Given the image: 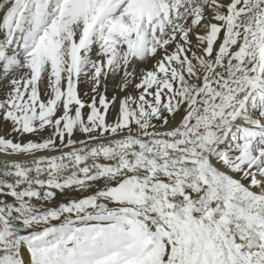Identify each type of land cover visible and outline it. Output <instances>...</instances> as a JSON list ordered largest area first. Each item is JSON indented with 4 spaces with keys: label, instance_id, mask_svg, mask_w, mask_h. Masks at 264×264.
<instances>
[{
    "label": "snow or ice",
    "instance_id": "6c2138e0",
    "mask_svg": "<svg viewBox=\"0 0 264 264\" xmlns=\"http://www.w3.org/2000/svg\"><path fill=\"white\" fill-rule=\"evenodd\" d=\"M0 264H264V0H0Z\"/></svg>",
    "mask_w": 264,
    "mask_h": 264
}]
</instances>
